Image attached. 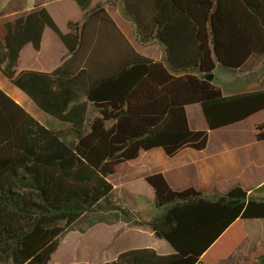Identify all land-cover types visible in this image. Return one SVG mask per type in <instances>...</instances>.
<instances>
[{"label": "trees", "instance_id": "trees-1", "mask_svg": "<svg viewBox=\"0 0 264 264\" xmlns=\"http://www.w3.org/2000/svg\"><path fill=\"white\" fill-rule=\"evenodd\" d=\"M76 1L85 17L67 34L40 7L0 24L4 74L41 109L72 124L47 128L0 89V264H51L84 220L81 233L120 222L148 226L174 251L131 249L105 264L226 258L245 236L240 221L264 220V185L207 195L174 191L162 173L153 174L145 182L155 215L145 221L115 202L111 178L143 152L160 149L172 158L204 151L211 132L264 112V88L226 96L207 80L218 66L236 72L264 58V0H122L136 40L160 43L164 62L139 54L105 5ZM46 28L60 37L67 58L51 74L17 75L22 50L31 44L39 51ZM80 94L92 106L89 117ZM191 105L201 106L208 130L190 128ZM256 140L264 142L263 124ZM242 264H264V244Z\"/></svg>", "mask_w": 264, "mask_h": 264}, {"label": "crops", "instance_id": "crops-1", "mask_svg": "<svg viewBox=\"0 0 264 264\" xmlns=\"http://www.w3.org/2000/svg\"><path fill=\"white\" fill-rule=\"evenodd\" d=\"M97 4L105 5L107 13L139 54L155 61H165L164 47L160 43L156 41L140 43L136 40L132 24L124 12L122 0H94L92 7ZM36 7L45 8L63 34L69 32L70 23H81L85 17V12L82 11L76 0H0V24L29 13ZM67 56L68 50L60 37L52 29L46 28L41 49L37 51L33 45H26L21 52L15 71L17 75L22 72L51 74L62 65ZM252 60L245 68L236 71L238 77L242 78L243 85H250V88L240 92H224V95L255 92L264 88V70L261 72L252 69ZM261 64L264 66V60ZM6 66L7 62L0 44V89L41 124L43 123L41 114H43L48 119L47 124H50L49 121L51 122L52 119V121L66 125L64 128L72 126V124L61 121L41 109L26 92L17 87L4 74ZM78 104L87 105L86 117H89L92 106L85 94H80ZM186 112L190 128L193 131L208 130V124L200 105L188 106ZM262 124L264 125V112H260L244 122L211 132L207 148L201 152L184 149L172 158L166 156L160 149L143 152L138 160L126 163L118 168L116 175L113 177H119L120 180L117 185H114V193L122 201L124 208L128 206L132 208L138 198L134 193H128L127 188L135 186L137 182H145L146 177L157 173H162L170 187L177 192L193 188L203 194L212 195L215 192L225 193L237 184L251 191L258 189L264 185V142L256 140V126ZM122 194L127 195V201L122 200ZM117 198L115 202H117ZM152 198L154 199V192L149 197L151 200ZM133 199L136 201L132 202ZM243 221L241 220L240 224L245 234L244 238L229 256L217 260L214 264H242L243 261L252 258L256 246L264 244L258 242L251 244L248 257L236 263L230 262L249 238ZM139 231H147L150 236H154L150 227H148V230H144L143 227H132L123 233L121 241H134V239L126 238V235L131 233L133 238H137ZM166 244L160 242L159 245L164 251H155L160 255L173 254L172 247L167 242ZM128 250L131 249H125L123 252Z\"/></svg>", "mask_w": 264, "mask_h": 264}, {"label": "rangeland", "instance_id": "rangeland-1", "mask_svg": "<svg viewBox=\"0 0 264 264\" xmlns=\"http://www.w3.org/2000/svg\"><path fill=\"white\" fill-rule=\"evenodd\" d=\"M263 60L264 58L253 59L251 68L262 72L264 70V66L261 64ZM214 76V83L221 87L225 93L240 92L250 88V85H243L242 78L238 77L237 72L224 69L221 66H218ZM41 115V118H43L42 124L47 128L61 130L66 126L57 121H52L51 118H49L51 119L50 124H47L48 119L43 114ZM119 180V177H113L111 183L117 185ZM127 189L128 193H134L138 200L133 199L132 202L136 201L135 206L132 208L128 206L126 209L137 219L150 220L155 215L154 199H149L153 193L151 188L145 182H137L135 186ZM113 198L114 200L117 198L116 193H114ZM122 200L127 201L126 194H122ZM116 203L124 207L120 199ZM243 222L249 238L240 251L233 256L231 263H236L248 257L251 244L264 243V220H244ZM85 223V220L81 221L75 226V230L62 240L57 252L53 255L51 264H105L114 260L125 249L133 248H151L160 252L164 251L159 243L166 244V242L150 236L147 231H139L137 238H133L131 233L126 235V238L134 239V241H121L123 233L128 228H132L124 222H120L115 226L97 225L86 233H81L80 228L85 227ZM143 229L148 230V227L144 226Z\"/></svg>", "mask_w": 264, "mask_h": 264}, {"label": "water", "instance_id": "water-1", "mask_svg": "<svg viewBox=\"0 0 264 264\" xmlns=\"http://www.w3.org/2000/svg\"><path fill=\"white\" fill-rule=\"evenodd\" d=\"M207 80L210 81V82H212V81L214 80V75H210V76H208V77H207Z\"/></svg>", "mask_w": 264, "mask_h": 264}]
</instances>
